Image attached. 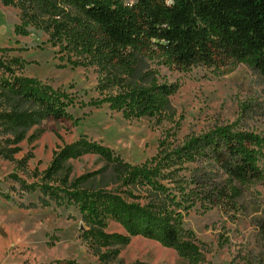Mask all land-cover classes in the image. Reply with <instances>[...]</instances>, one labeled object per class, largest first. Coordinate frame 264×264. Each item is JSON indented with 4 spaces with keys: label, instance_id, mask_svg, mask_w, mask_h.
I'll use <instances>...</instances> for the list:
<instances>
[{
    "label": "rangeland",
    "instance_id": "rangeland-1",
    "mask_svg": "<svg viewBox=\"0 0 264 264\" xmlns=\"http://www.w3.org/2000/svg\"><path fill=\"white\" fill-rule=\"evenodd\" d=\"M21 24L19 5H5L0 0V77L9 76L5 70L12 67L16 75L36 78L68 94L74 104L67 111L76 122L45 119L17 144L0 127V264H264V179L242 185V195L233 202L211 203L203 193H198L199 199L183 201L184 193L195 188L194 182L224 185L228 177L211 158L208 147L195 162L177 159L174 153L191 138L222 125L235 124V129L264 136L262 74L236 60L182 68L164 63L160 57H142L132 82L173 85L175 91L163 114L127 118L108 102H94L103 96L99 80L104 75L97 65L73 64L77 57L59 44L53 45L43 29L30 25L28 35L17 34L15 29ZM118 90L111 85L103 94ZM33 133L37 138L29 142ZM83 137L132 165L172 154L164 161V179L159 180L175 202H182L173 208L182 214L184 229L201 245V254L183 257L157 241L135 236L116 259L102 261L96 256L85 234L90 226L78 206L66 198L53 200L40 187L41 173L51 165L55 151ZM163 140L166 145L160 148ZM15 147L19 151L4 155ZM105 164L99 155L85 154L70 159L66 166H72L69 176L73 180ZM259 165L264 171V158ZM103 188L141 204L155 194L147 186L131 188L121 182ZM106 221V232L124 233L115 219Z\"/></svg>",
    "mask_w": 264,
    "mask_h": 264
},
{
    "label": "trees",
    "instance_id": "trees-1",
    "mask_svg": "<svg viewBox=\"0 0 264 264\" xmlns=\"http://www.w3.org/2000/svg\"><path fill=\"white\" fill-rule=\"evenodd\" d=\"M16 3L22 10L16 33L28 35L30 25L43 29L53 45L59 44L77 57L73 64L97 65L104 75L99 80L103 96L94 102H108L127 118L163 114L175 91L173 85L132 82L142 57H160L164 63L182 68L236 60L264 76V0H137L131 4L126 0H4L5 5ZM5 72L9 76L0 77V127L13 137V143L24 140L45 119L74 120L67 111L74 104L68 94L36 78L16 75L12 67ZM111 85L119 90L104 95ZM234 125L217 126L176 149L177 159L195 162L210 148L211 158L228 177L224 185L194 182L195 188L184 193L183 201L199 199L198 193H203L211 203L233 202L242 195V185L264 179L259 165L264 158V136ZM36 138L33 133L27 140ZM165 145L163 140L160 148ZM19 149L11 148L4 155ZM85 154L99 155L105 166L70 180L72 166L66 163ZM168 155L132 165L83 137L55 151L51 165L41 173V191L53 200L66 198L78 206L90 226L85 232L90 247L102 261L116 259L135 236L157 241L183 257L197 256L201 245L184 229L182 214L173 208L182 202H175L159 180ZM109 174L112 180L106 183ZM118 182L131 188L147 186L155 194L141 204L103 188ZM43 201L49 205L48 200ZM109 217L120 223L124 233L105 231Z\"/></svg>",
    "mask_w": 264,
    "mask_h": 264
}]
</instances>
